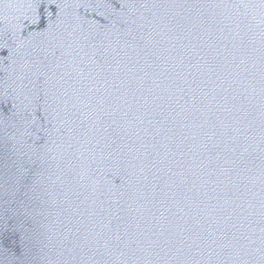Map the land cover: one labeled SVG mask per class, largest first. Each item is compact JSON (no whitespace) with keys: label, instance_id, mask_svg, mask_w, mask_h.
<instances>
[{"label":"water","instance_id":"water-1","mask_svg":"<svg viewBox=\"0 0 264 264\" xmlns=\"http://www.w3.org/2000/svg\"><path fill=\"white\" fill-rule=\"evenodd\" d=\"M0 264H264V0H0Z\"/></svg>","mask_w":264,"mask_h":264}]
</instances>
